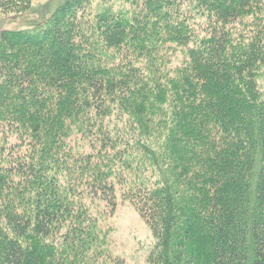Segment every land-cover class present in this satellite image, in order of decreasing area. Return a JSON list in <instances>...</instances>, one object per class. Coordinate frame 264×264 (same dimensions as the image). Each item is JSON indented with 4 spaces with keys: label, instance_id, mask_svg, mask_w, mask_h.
I'll return each instance as SVG.
<instances>
[{
    "label": "trees",
    "instance_id": "1",
    "mask_svg": "<svg viewBox=\"0 0 264 264\" xmlns=\"http://www.w3.org/2000/svg\"><path fill=\"white\" fill-rule=\"evenodd\" d=\"M126 1L0 32V264H96L119 193L148 264H264V0Z\"/></svg>",
    "mask_w": 264,
    "mask_h": 264
},
{
    "label": "rangeland",
    "instance_id": "2",
    "mask_svg": "<svg viewBox=\"0 0 264 264\" xmlns=\"http://www.w3.org/2000/svg\"><path fill=\"white\" fill-rule=\"evenodd\" d=\"M64 0H31L28 11L17 15L0 17V32L3 30L24 29L42 23L44 19ZM126 0H92L84 16V27L91 30L93 18L101 8L109 7L114 12L127 9ZM183 57L180 52L172 56V65L178 64ZM184 58V57H183ZM257 79L260 91L264 93V65L259 69ZM14 136L9 137L10 142ZM2 140L0 141V145ZM84 149L88 147L85 144ZM117 206L110 212L104 202L90 206V214L95 218L101 237L105 238V252L96 264H111L114 258L123 260V264H148L146 255L153 240L148 226L140 218L134 207L117 196ZM113 264V263H112Z\"/></svg>",
    "mask_w": 264,
    "mask_h": 264
}]
</instances>
